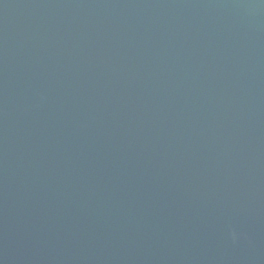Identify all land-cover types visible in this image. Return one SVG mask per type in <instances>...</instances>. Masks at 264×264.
I'll list each match as a JSON object with an SVG mask.
<instances>
[{
  "label": "water",
  "instance_id": "obj_1",
  "mask_svg": "<svg viewBox=\"0 0 264 264\" xmlns=\"http://www.w3.org/2000/svg\"><path fill=\"white\" fill-rule=\"evenodd\" d=\"M0 264H264V0H0Z\"/></svg>",
  "mask_w": 264,
  "mask_h": 264
}]
</instances>
